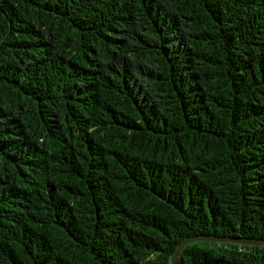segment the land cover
I'll return each instance as SVG.
<instances>
[{"label":"trees","instance_id":"16d2710c","mask_svg":"<svg viewBox=\"0 0 264 264\" xmlns=\"http://www.w3.org/2000/svg\"><path fill=\"white\" fill-rule=\"evenodd\" d=\"M196 236L264 240V0H0V264H171Z\"/></svg>","mask_w":264,"mask_h":264},{"label":"water","instance_id":"95a60500","mask_svg":"<svg viewBox=\"0 0 264 264\" xmlns=\"http://www.w3.org/2000/svg\"><path fill=\"white\" fill-rule=\"evenodd\" d=\"M202 239L231 241V242H238V243H245V244H252V245H264V240H251V239H243V238L213 237V236L189 237V238H185L179 243L176 250L171 256V264H177L179 254L185 244H187L188 242L194 241V240H202Z\"/></svg>","mask_w":264,"mask_h":264}]
</instances>
